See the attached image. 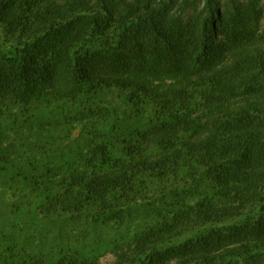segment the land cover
Wrapping results in <instances>:
<instances>
[{
  "label": "trees",
  "instance_id": "trees-1",
  "mask_svg": "<svg viewBox=\"0 0 264 264\" xmlns=\"http://www.w3.org/2000/svg\"><path fill=\"white\" fill-rule=\"evenodd\" d=\"M260 0H0V264H264Z\"/></svg>",
  "mask_w": 264,
  "mask_h": 264
},
{
  "label": "rangeland",
  "instance_id": "rangeland-1",
  "mask_svg": "<svg viewBox=\"0 0 264 264\" xmlns=\"http://www.w3.org/2000/svg\"><path fill=\"white\" fill-rule=\"evenodd\" d=\"M264 5V0H260ZM264 18V17H263ZM264 20V19H263ZM113 260V255L110 253L105 254L100 258V264H108Z\"/></svg>",
  "mask_w": 264,
  "mask_h": 264
}]
</instances>
